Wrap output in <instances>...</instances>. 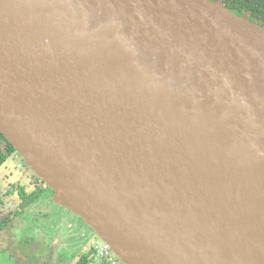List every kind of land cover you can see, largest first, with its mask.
<instances>
[{
  "label": "water",
  "instance_id": "1",
  "mask_svg": "<svg viewBox=\"0 0 264 264\" xmlns=\"http://www.w3.org/2000/svg\"><path fill=\"white\" fill-rule=\"evenodd\" d=\"M0 133L121 264H264V27L211 0H0Z\"/></svg>",
  "mask_w": 264,
  "mask_h": 264
},
{
  "label": "flooded vegetation",
  "instance_id": "2",
  "mask_svg": "<svg viewBox=\"0 0 264 264\" xmlns=\"http://www.w3.org/2000/svg\"><path fill=\"white\" fill-rule=\"evenodd\" d=\"M23 165L24 169L28 168L25 164ZM28 176L20 185H16L15 188L6 190L0 195V256L7 254L13 257L11 264H17V261L23 264H51L54 262L76 264V258L84 254L83 245L89 239L94 238L93 233L85 230V224L80 219L74 224H68L65 227L63 224L59 227L62 219L67 218L71 213L54 203V193L51 194L48 186L40 181L33 172L28 171ZM41 200L54 204L59 210L57 214L60 219H57V227H55L57 245L51 241L49 234L44 235L43 239L37 240L39 235L37 238L35 236L32 238L28 230L22 228L21 220L25 212L33 210L38 213V203ZM13 203L15 207L12 206ZM38 214L46 217L44 212ZM42 219L47 220L48 218ZM68 219L72 220V217H68ZM67 237L74 239L73 245L66 246L64 244V239ZM30 247L33 248L32 257L28 256Z\"/></svg>",
  "mask_w": 264,
  "mask_h": 264
},
{
  "label": "rangeland",
  "instance_id": "3",
  "mask_svg": "<svg viewBox=\"0 0 264 264\" xmlns=\"http://www.w3.org/2000/svg\"><path fill=\"white\" fill-rule=\"evenodd\" d=\"M18 166H21L18 168ZM30 169V168H29ZM28 168L24 169V165L21 161L20 156H10L7 158L6 162L2 167H0V195L5 192L6 190H11L15 188L16 185H20L21 182L26 180V177L28 176ZM32 172V171H31ZM29 177V176H28ZM23 184V183H22ZM15 207V204L12 205ZM68 211V210H67ZM45 213L46 217H43L39 215L38 213ZM59 210L54 204H50L46 201H40L38 203V213L32 211H27L24 214V217L21 220L22 228H25L28 230L29 235L33 238L34 236L39 239H43L44 235H50L51 241L57 245L56 242V229L57 227V219ZM56 213V214H55ZM68 217H72V220H69ZM67 218H63L60 222L59 227H61L63 224L64 227L68 224H74L75 221H80L78 217L74 216L73 214L69 215ZM42 218H48L47 220H44ZM86 231L92 232L86 225L84 226ZM67 228V227H66ZM58 229V228H57ZM62 231V229H60ZM79 232V231H78ZM93 233V232H92ZM94 235V233H93ZM96 238V236L94 235ZM98 239V238H96ZM74 239L67 237L64 239V244L66 246L73 245ZM52 243V245H53ZM33 248H29V255L30 257L33 256ZM26 256V255H25ZM26 256V257H28ZM13 257L4 254L0 256V264H11V260ZM17 261V260H16ZM17 264H23L21 262L17 261ZM51 264H58L57 262L51 263ZM92 264H99V262H93ZM116 264H121L119 261Z\"/></svg>",
  "mask_w": 264,
  "mask_h": 264
},
{
  "label": "trees",
  "instance_id": "4",
  "mask_svg": "<svg viewBox=\"0 0 264 264\" xmlns=\"http://www.w3.org/2000/svg\"><path fill=\"white\" fill-rule=\"evenodd\" d=\"M211 1L220 2L234 14L238 16H246L250 21L255 23H261V25L264 27V0H211ZM12 155L16 157L19 156L14 150V148L7 142V140L0 133V167H2L6 162L7 158ZM21 161L23 164H25L22 159ZM48 190L51 192V194H53V191H51V189L48 188ZM92 262H93V257L91 254H83L79 256V258L78 257L76 258V264H91Z\"/></svg>",
  "mask_w": 264,
  "mask_h": 264
},
{
  "label": "built area",
  "instance_id": "5",
  "mask_svg": "<svg viewBox=\"0 0 264 264\" xmlns=\"http://www.w3.org/2000/svg\"><path fill=\"white\" fill-rule=\"evenodd\" d=\"M20 167L18 166V168ZM82 251L84 254H91L93 262H99V264H116L118 262L110 248L95 237L83 245Z\"/></svg>",
  "mask_w": 264,
  "mask_h": 264
}]
</instances>
